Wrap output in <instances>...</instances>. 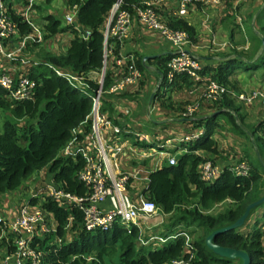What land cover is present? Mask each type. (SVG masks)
<instances>
[{"label":"trees","instance_id":"obj_1","mask_svg":"<svg viewBox=\"0 0 264 264\" xmlns=\"http://www.w3.org/2000/svg\"><path fill=\"white\" fill-rule=\"evenodd\" d=\"M51 1L43 0L42 5H49ZM138 2L123 0L122 8L135 16ZM114 3L115 0H64L67 10L74 12V23L62 25L58 18L43 12L41 6H36L42 22L39 27L41 41L55 34L66 33L70 38L62 52L48 51L41 42L25 44L24 49L27 51L37 47L34 54L39 58L28 69L27 76L35 81L28 99L9 101L6 92L0 87V112L4 113L0 118V194L13 190L42 167L47 169L53 182L63 190L79 196L87 194V188L77 178V172L83 165L82 156L78 153L62 154L61 149L71 139L78 141L88 132L90 95L96 90L97 84L87 79V76L98 73L102 66L103 24ZM6 7L17 34L24 36L30 33V25L20 13L11 9L8 0ZM168 24L174 29L185 30L193 40L194 29L186 20H169ZM84 29L89 31L86 38L79 34ZM260 35L264 38V31ZM251 39L257 46L261 45L260 38ZM110 46L114 53L119 49V45L109 39L105 48L110 49ZM170 56L163 53L154 60L158 64L161 81L165 84L166 63ZM245 57L248 60L244 59L243 69L255 70L259 65H264V49L256 61L250 56ZM134 61L141 71L140 58ZM107 62L108 54L106 66ZM240 63L243 64V56L237 54L209 70L202 68V76L209 71L208 76L227 88L221 101L213 105L214 110L210 114L188 120L190 128L201 129L202 134L183 145L181 150L171 149L170 153H175V163L163 161L150 170L147 185L140 190L147 199L155 202L158 212L168 217V223L156 231H145L141 223L139 226L126 227L118 221L105 230H86L81 224L80 209L72 204L60 205L55 199L45 197L40 205L52 216L55 229L31 240L32 244L37 242L41 250L39 264H104V258L111 260L112 257L116 258V264H164L185 253V232L191 237L190 264H234L232 260L211 251L204 239L211 229L232 223L243 213L246 205L264 193V167L257 159L249 138L251 135L264 160V123L244 126L245 114L241 107L235 106L237 103L232 97V93L242 91L239 83L230 79L233 71L240 68ZM54 70L81 76L88 89L83 93L68 85ZM178 80L187 87L193 83L182 74L176 75L174 82L168 86ZM110 82L111 74L105 68L100 95L101 111L108 108V98L115 94L106 92ZM117 94L121 96L120 92ZM215 112L220 113L212 114ZM220 119L229 124L225 128L229 134L247 141L241 148L237 143L231 145L234 153H230L229 157L221 154L222 145L215 137L216 130L224 128L219 123ZM152 145L148 141L140 147ZM207 160L222 167L210 183L200 179V166ZM243 161L247 165V172L236 173L234 167ZM226 200L231 202L230 206L209 212ZM261 215L264 218V211ZM67 222L68 226L63 228ZM249 226L246 232H242L239 227L219 233L213 241L247 251L251 264H264V223L259 228L254 220ZM198 228L201 232L196 234ZM194 233L196 235L192 237ZM55 235L60 236L61 240L57 242Z\"/></svg>","mask_w":264,"mask_h":264},{"label":"built area","instance_id":"obj_2","mask_svg":"<svg viewBox=\"0 0 264 264\" xmlns=\"http://www.w3.org/2000/svg\"><path fill=\"white\" fill-rule=\"evenodd\" d=\"M28 0L25 9L21 14L28 22L31 32L18 38V46L15 51H7L5 42L15 31V23L10 19L7 13L5 0H0V55L7 61L15 59V53L21 51L25 44L40 42L42 35L40 28L34 26L29 20L31 2ZM123 0H115L105 22L103 24V60L102 66L98 72L96 80L97 88L90 95V115L88 132L78 141L70 140L62 148V154L75 155L80 154L83 158V165L77 172V178L85 185L88 192L85 196L75 195L63 190L56 182L50 178L44 182L40 193L33 194L39 201L45 197L55 199L60 205L72 204L82 212V227L86 230L108 229L114 222L124 224L126 227L131 225H140V220L146 219L158 211L155 202L147 199L142 193L136 196L128 194L129 180H140L142 178V169L122 170L117 162L120 154L129 146L122 139L123 133H131L135 138L142 142L150 141L149 135L144 132L124 131L120 126L113 124L104 111L100 110V95L102 93V79L105 73L106 55L112 52L111 46L105 48L106 42L110 39L115 41L121 48L123 39L128 33L132 23L130 13L122 8ZM162 0H139L135 8L136 18L148 29L156 31L171 45V56L166 63L165 81L167 84L174 82L176 75H186L192 80V86L188 90L191 96L197 93L201 100L207 104L214 105L221 101L226 87L213 80L208 75H201L202 65L199 60L186 49L191 39L185 30H177L170 26L165 20H160L157 13V6ZM178 4L174 11L177 18L185 16L188 7L195 3H204L207 5L217 4L221 0H177ZM66 23H74V12L66 15ZM82 38L89 34L87 29L79 32ZM133 55H117L113 60L117 74H111L107 93H119L126 86L137 85L141 79V71L137 68ZM22 63H28L27 59H21ZM36 64L32 60L30 65ZM57 75L62 76L68 85L79 89L85 93L88 85L81 76L70 72H61L54 70ZM201 86V88L199 87ZM0 87L6 92L9 101L28 99L35 87V81L28 76H20L12 80L8 75L0 72ZM232 97L243 105H253L260 103L264 107V90L261 88L243 89L232 93ZM198 103L192 102L186 104L179 117L183 119L195 118L198 113ZM120 132L122 135L120 136ZM202 134L201 129H194L188 133L179 136L169 137L157 142V153L165 156L168 163H175V153H170L171 149L181 150L183 145L191 140L198 138ZM218 164L212 160L203 162L200 166V179L208 183L221 171ZM236 173L245 174L247 172L246 163L240 162L234 167ZM147 171V170H146ZM147 183V175L144 177ZM107 201L109 207L101 209L98 204ZM41 202L30 203L28 200H21L16 208V214L12 220H7L0 209V245L5 252L0 255V264H39L41 250L38 243H31L34 237H42L43 234L54 231L55 225L52 216L47 214L41 207ZM71 219V216L68 220ZM68 226L65 224L63 228ZM184 254L172 258L164 264H190L191 246L190 238L186 232ZM155 238L151 236L150 238ZM54 239L60 241L61 237L55 235ZM142 240V238H139ZM159 240H163L158 238ZM264 246V236L262 238ZM9 245V251L6 247Z\"/></svg>","mask_w":264,"mask_h":264},{"label":"crops","instance_id":"obj_3","mask_svg":"<svg viewBox=\"0 0 264 264\" xmlns=\"http://www.w3.org/2000/svg\"><path fill=\"white\" fill-rule=\"evenodd\" d=\"M8 3H10V7L13 11L22 13L28 3V0H8ZM42 3L43 0H33V3L31 4L29 12L27 14L29 20L31 21V23H33L34 26L40 27L42 24L36 6L39 5L45 10L47 6L51 5V3L49 5H42ZM177 4V0H162L157 6L158 16L160 20H165L167 23L169 20L174 21L175 19L182 18L193 27V40L190 41L186 49L189 53L195 56L197 60L200 61L202 67L205 70H209L211 67H216L221 61L229 57H234L239 53V51L246 49L247 46H245L244 44L237 45L238 41H240L239 39H241L239 32L237 33L236 31V28H238L237 25L239 24L242 30L241 24L245 26L249 19L256 20L258 18H261L262 10H264V0H221L217 4L210 5L204 3L192 4L188 7V12L185 16L177 18L173 14L177 7ZM71 12L72 11L67 10V8L64 7L63 16L61 19L63 20L62 22L64 24H69L65 22L64 18ZM46 13L51 14V11H48ZM52 15L54 16L53 13ZM131 20L132 23L128 29L126 37L123 39L121 48L119 47L116 53H110L109 51L108 62L107 66L105 63V68L110 73L117 74V70L113 62L115 57L121 54L133 55L134 59L139 57L140 61H142L141 79L139 80L137 85H129L122 89V91H120L121 96L119 94H114L112 97L108 98L109 106L103 111L112 123L113 121H115V123L113 124L120 126L124 131L142 132L139 128L131 126V123L136 122V120L132 119L131 113L133 111L130 108H134V105L138 104L137 100H141L142 97L147 94L145 99L147 102L146 108L142 107L140 109H137V111L143 114L145 110L147 112L151 110L155 117L154 119L158 123H160L157 124L156 130H152V134H147L149 135L150 142L154 144V149H145L144 151L138 150L137 148H141L139 143H137L140 139L135 138V142L131 143L129 139L134 135H132L131 133H123L122 135V139L125 143H127L129 148L124 149L123 154H120L117 159L120 168L129 170H136L138 168L142 169V178L140 180H129L128 190L132 189V192L130 194L132 196H136L138 193H140V190L147 185V183H145L144 177L148 175L149 171L156 168L163 161H166L165 156H160L156 152L158 150L156 146L157 142L160 143L165 138L179 136L180 134L188 133L189 131L194 130L193 128H190V125L187 124V120H182L179 117V111L178 113H175V110L168 109L169 107L173 106L168 103H198L199 109L195 118L204 117V115L210 114L211 112H213L214 108L213 105L207 104L204 100H201L199 98V95L197 94L198 92L193 93L190 96L188 94V90L191 86L187 87L184 82L178 80L177 83L168 86V84H165L161 81L160 74L157 71L158 64L154 60L159 56H162L163 53H167L170 55V52L172 50L171 45L167 40L160 36L158 32L148 29L144 26L143 23H140V21L137 20L136 15H133ZM254 27L255 24H253V28ZM65 34H55L48 39L40 41L41 45L44 47L45 43L50 42L49 39L54 37L56 38L58 35H64L65 39ZM68 36V38H70L69 34ZM259 36L260 38H262L261 35ZM19 37L21 36L17 34L15 29L14 33L5 42V49L7 51H15L16 47L18 46ZM250 41L253 40L250 39ZM45 49L54 52L51 49ZM64 49L65 48H63L62 51H64ZM263 49L264 45L257 46L256 44L253 47V50H251V52H249L247 56H250L251 59L256 60ZM25 50L26 49L23 48L21 51L16 52L15 59L13 61L11 60V62L7 61L2 55H0V72L8 75L12 80H16L20 76H27L28 69L31 67L30 63L32 62V60L38 61L39 58H37L34 53L31 54V52L28 53ZM55 52H57V50ZM228 52L234 53L227 54ZM155 55H158V57H147L144 60L142 59L143 56ZM242 56L243 59L248 60L245 55ZM21 59H27L28 63H22ZM207 73H209V71L204 72L205 75H207ZM97 78L98 73H90L87 76V79H90L94 82H96ZM260 85L262 88H264V83H260ZM199 87L201 88V86ZM244 89H246V87ZM125 104H129L130 106L127 107ZM257 104L260 106H256L257 111L262 113V117L259 119V122L264 123V107L262 104ZM183 106L184 105L180 107V111ZM163 111L165 112L163 120H157L156 116L163 115ZM166 115H169L171 118L170 121H172L169 123L170 128L162 125L163 122H165V124L167 123V121H165ZM31 176L33 178H39L40 180L46 178L44 182L50 180V174L45 167L36 170L31 174ZM35 192H38V189L34 190V192L32 193L35 194ZM21 200H24V198H12L10 202L8 201L9 206L7 210H1L7 220H12V218L15 216L17 205ZM26 200H28L30 203L37 204L38 202H41L33 194H28ZM98 206L101 209L105 210L109 207V204L107 201H102L98 204ZM45 213L47 214L48 218H51L50 214H48L47 212ZM250 217L245 224L249 222ZM146 219H141L140 221L141 223H143L144 227L150 228V226L145 225ZM253 221L254 220H252L251 222ZM8 249L9 245L6 247V251H9ZM4 252L5 249L0 245V255Z\"/></svg>","mask_w":264,"mask_h":264},{"label":"rangeland","instance_id":"obj_4","mask_svg":"<svg viewBox=\"0 0 264 264\" xmlns=\"http://www.w3.org/2000/svg\"><path fill=\"white\" fill-rule=\"evenodd\" d=\"M20 1H22V0H20ZM31 3H33V1ZM50 3H51V5L47 6V8H45V10L42 7H41V10L45 13L48 11H51V14L53 13L55 18H58L60 20V24L62 25L63 20H61V19L63 16V9L65 7L64 0H52V2H50ZM241 23H243V22H241ZM253 24H255L254 28H253ZM241 25H242V30H241V27L239 24L237 25L238 28H236V31H237V33L239 32L240 38H241V39H239L240 41H238L237 45H243L244 44L247 47H246V49L239 51L238 54L247 56L248 53L251 52V50H253V47L257 44L256 42H254V40L250 41L251 37H255V38L259 39L260 33L264 31V10H262V17L261 18H258L256 20L249 19L245 26H243V24H241ZM258 28H263V29L259 30ZM65 35H66L65 39H64V35H58L56 38L54 37V38L49 39L50 42L45 43L44 47L49 49V50L51 49L54 52L56 50H57V52H62V49L66 47V43L69 40L68 34H65ZM260 39H261V46H262V38H260ZM36 49H37V47H32L31 51L30 50L29 51L25 50V51L28 53L31 52V54H32L35 52L33 50H36ZM231 53L233 54L234 52H228L227 54H231ZM262 53H263V50L260 52V54H262ZM252 60L256 61L255 59H252ZM245 62L246 61L243 59V64L240 63V68L239 69L237 68L235 72L233 71V73L230 75V79L236 80L239 83V87L242 88V90L245 87H246V89H252V88L260 87L262 90H264V88H262L260 85V83H264V65H259L258 67L255 68V70H250V69L246 70V69H243ZM240 88H239V90H241ZM146 96H147V94L144 95V97H142L141 100L140 99L137 100L138 104L134 105V108L133 107L130 108V109H132L133 112L136 110L134 113L132 112L131 114H132V119H134V120H136V122H138V123L132 122L131 126L139 128L140 131H142L146 134H152V130H156L157 124H160V123H158L154 119L155 117H154L151 110L149 112H147L145 110L143 112V114H141L137 111V109H140L142 107L146 108V105H147V102L145 100ZM168 104L173 105L172 107L168 108L169 110L170 109L175 110V113H178V111H179V113H180L181 112L179 110L180 107H182V105L185 106L187 103H185V104L168 103ZM125 105L127 107L130 106L129 104H125ZM242 105H243L242 103L237 102V104L235 106L241 107L242 113L245 114L244 126L246 125V126L250 127L251 125H257V123L259 122V119L262 117V113L258 112L257 108H256V106L258 104L256 103L253 105H243V106ZM164 108H162V109H164ZM1 114H4V113L0 112V118H1ZM131 114H130V116H131ZM162 114L163 115H161V116H156L157 120L158 119L161 121L163 120V116H164L165 112L163 111ZM170 119H171L170 116L166 115L165 121H167V123L165 124V122H163L162 125H165V127L170 128L169 123L172 122V121H170ZM219 123L221 124V127H224V128L219 129V130L217 129L216 133H215V137H216V140L219 141L220 145H222L221 147L223 148V152L221 154H223L224 156L226 155V157L227 156L229 157L230 153L231 154L234 153L233 149H231V145H235L234 143H237L241 148L242 145L246 144L247 141L241 137H238V136L235 137L234 135L229 134L228 130L225 129L227 126H229V124L227 122H225L224 120L220 119ZM121 135H122V133L120 132V136ZM129 141L131 143L135 142V136H131ZM137 143H139V145H141V144L146 143V142H142L141 140H139ZM154 148L155 147L153 144L152 147L148 146V148H137V149L144 151L145 149L149 150V149H154ZM122 170L129 171V169H122ZM45 180H46V178L40 180L39 178H33L31 175H29L27 178H25L23 180V182L19 186H17L13 190H10L4 194H0V209L2 211L7 210L8 206H9L8 201L10 202L12 198L13 199H17V198L26 199L28 194H34V193H32V192H34V190L38 189V192H39L41 190V187L43 186ZM38 192H35V194ZM131 192H132V189L128 190V194ZM230 204H231V202L226 200V201L219 203L218 205L214 206L213 208H211V210L209 212L210 213L216 212V211L221 210L222 208H224L226 206H230ZM263 211H264V202L262 204H260L252 212V215L249 219V222L247 224H245L243 227H241L240 230L242 232H246L249 229V227H250L249 225H250V223H252L251 222L252 220H255L257 222L259 228L262 227L259 225L264 223V218L261 215V212H263ZM140 223H141V221H140ZM166 223H168V217L164 216L160 212L156 211L148 219L145 220V225L150 226V228L144 227L143 223H141V224L143 225V228L145 229V231H150V230L156 231L160 227H162V225H164ZM200 232H201V230L198 228L196 230V234L200 233ZM155 233H157V232H153V234H155ZM196 234L194 233L192 237H194V235H196ZM263 236H264V233H263ZM116 262H117V260L115 257H112L111 260L104 258V264H116ZM233 262H234V264H237V262H235V260H233Z\"/></svg>","mask_w":264,"mask_h":264},{"label":"water","instance_id":"obj_5","mask_svg":"<svg viewBox=\"0 0 264 264\" xmlns=\"http://www.w3.org/2000/svg\"><path fill=\"white\" fill-rule=\"evenodd\" d=\"M263 45H264V38L262 39V46ZM147 57H158V55L143 56L142 59L144 60ZM216 113H220V112H215L212 114H216ZM231 113H233V112H231ZM192 119L193 118L185 119V120L188 121V120H192ZM249 138L253 142V148H254L255 155H256L257 159L260 160L262 166L264 167V160L260 157V154L258 152V149L256 147V144H255L252 136L250 135ZM263 202H264V194H262L259 198L253 200L251 203L246 205L243 213L240 216H238L236 219L232 220V223L211 229V231L205 236V239H204L206 246L211 251H213L216 255L223 257L225 259H228V260H232V261L235 260V262H237V264H251L252 261H251L250 255L247 251H245L243 249H238L235 247H228V246L220 245V244L214 242L213 238L215 237V235H217L219 233L229 231V230H232L234 228L243 227L245 225V223L248 221V218L252 215V212Z\"/></svg>","mask_w":264,"mask_h":264}]
</instances>
